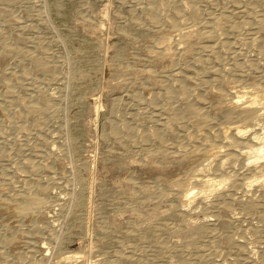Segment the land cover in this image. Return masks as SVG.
I'll return each instance as SVG.
<instances>
[{"label": "rangeland", "instance_id": "1", "mask_svg": "<svg viewBox=\"0 0 264 264\" xmlns=\"http://www.w3.org/2000/svg\"><path fill=\"white\" fill-rule=\"evenodd\" d=\"M49 1L0 0V57L4 59L0 62V91L5 90L4 84L15 91V99L0 104V210L12 213L11 223L0 226V264H34L39 252L45 258L41 264H124L121 253L133 254L127 264H227L239 258L234 244L219 247L207 233L215 205L230 203V197L242 188L238 184L246 181L234 176L239 160L226 164L220 177L226 182L219 186L221 196L215 192L203 205L184 204L188 211L184 220L179 216L180 194L152 191L139 199L133 184L121 193L119 186H107L102 179L84 175L100 160L108 159L113 169L121 162L153 161L161 150L155 135L159 129L167 130L163 139L171 156L201 144L195 146L190 132L195 131L206 146L208 136L219 125H231L230 120L225 123L217 117L200 118L189 105L190 112H181L183 104L174 107L176 103L162 97L190 104L192 97L212 96L219 87L235 89L239 84H251L256 78L254 67L263 59L257 50L259 43L264 50V27L256 18L264 14V0H237L255 12L229 17L217 14L226 0H196L192 4L186 0H52L54 8ZM178 12L189 26L179 72L171 76L170 67L165 66L146 77L150 70L136 67V59L146 54L157 37L182 25L171 22ZM8 18L13 22L8 23ZM152 18L158 28L152 26ZM209 29L217 41H231V45L216 48L205 34ZM96 41L100 50H89ZM40 62L47 71H39ZM90 68L93 83L88 88L83 78ZM31 72L37 74L36 83L19 78ZM184 76L193 80L186 92L178 88ZM103 80L110 86L104 87ZM33 89L46 99L38 111H28L30 119L23 122L18 111L26 112L22 105L31 103L29 90ZM85 97L95 103L84 101ZM215 101L206 104L212 112L224 99L219 104ZM155 108L165 113L160 123L153 117ZM181 121H188L189 127L182 128ZM258 131L264 140V121L259 122ZM181 132L192 141L187 137L184 144ZM71 135L77 136L75 140ZM48 156L63 162L62 173L50 174ZM257 180H264V175L253 181ZM254 188L232 208L228 225L214 232L231 242L243 240L250 250L249 263L264 264V186ZM80 194L85 196L82 203ZM7 200H12L8 207L4 206ZM144 201L155 204L157 214L144 225H130L129 220L141 219L137 206ZM115 215L122 221L119 227L109 224ZM36 218L38 224L31 228L30 219ZM187 222L197 226L191 227L195 231L192 240L170 233L171 227ZM130 229L136 238H124ZM91 234L97 238L94 247L89 246ZM167 239L182 243V247L159 251L157 244ZM63 253L75 258L57 263Z\"/></svg>", "mask_w": 264, "mask_h": 264}, {"label": "bare ground", "instance_id": "2", "mask_svg": "<svg viewBox=\"0 0 264 264\" xmlns=\"http://www.w3.org/2000/svg\"><path fill=\"white\" fill-rule=\"evenodd\" d=\"M186 1L192 4L196 0H186ZM202 1H206V0H202ZM49 2L50 5L54 8L55 3H53L52 0H50ZM219 8H218L219 13L217 12V14L226 15L227 17H229L233 13L253 14L255 12L253 8L244 7L237 0H226V2L223 5L221 3V7ZM1 13L2 10L0 9V14ZM256 20L260 22L264 27V14H262L261 16L258 15ZM11 21L13 22L12 18H8L7 22L11 23ZM171 22L182 23V25H180L179 28H176L171 33L157 37V42L153 44L150 48H148L146 54L136 59L137 62V64L135 65L136 67L143 68L144 70H150V72H147L148 75L146 77L151 76V73L153 74L157 73L160 69H162L165 66L170 67L169 72H171L170 74L171 76L179 72L178 65L184 60L186 54L185 52L186 47L183 46V44L185 43V40L189 36L188 35L189 26L187 25V23H185L184 15L181 12H178L174 16H172ZM157 23H158L157 20L152 18V26L158 28ZM205 34L208 38L214 41L216 48L220 47L221 45H226L228 47L231 45V41L230 44H228L227 40L217 41L216 36L213 33V30L211 29L207 30ZM14 39L17 41H22V39L19 37H15ZM88 49L100 50V43L98 42L95 43V46L91 44L90 46H88ZM228 50L231 51L230 49ZM216 51L219 53L220 50L219 51L216 50ZM257 53L261 55L263 54V59L261 64H258L254 67L256 78L251 84H244V83L239 84L235 89L219 87L218 91L213 93L212 96L204 94L200 97H192L189 100L190 104L184 103L183 99H181L182 101H180V103H177L176 99L172 96L164 95V97H162L166 101H170L172 104L176 103L174 107L178 106L179 104L181 105L183 104L184 106L182 107V109L180 107L181 112H186L188 110L186 108V105H189V107L193 109L195 114L199 115V117L200 116L202 117L209 116V118L217 117L216 118L217 120L220 119L225 123L230 120L231 125H227V124L224 125L223 122H222L223 124L222 126L217 125L218 127L214 130V133L211 136H208L210 137V139L209 138L208 140L206 139L209 144L204 146L203 145L204 143L202 144V142L199 141L200 138L197 137L195 131H192L190 132V135L191 133H193L192 138L194 143H196L195 146L197 144L200 143L201 144L199 146L197 145L198 146L197 148L191 150V148L187 146L188 144L187 143L186 147H189L190 150H185L183 148L182 150H179V152L169 156L168 152L170 146L168 145V143L165 144L163 139L164 135L167 134V130L159 129L158 132L155 133V135L160 140L161 150L157 153V157L153 161L144 159V160H137L136 162H131L130 164L121 162L115 169H113L108 159L100 160V161H96L94 167L92 166L91 170L86 172V174L84 175V177L86 178H93L95 180L102 179L104 180L107 186L109 185L119 186L121 193L125 192L127 185L133 184L134 191L136 192V195L139 196V199L146 198L147 195H149L152 191L180 194L182 195L183 199L181 200V203L178 205V209L180 212L179 216H181L180 217L181 220H184L188 216V211L184 209L183 206L184 204L187 203L190 205L195 204L197 206L203 205V202L207 201L205 199L208 196L212 195V193L215 194V192L218 193L217 194L218 197L221 196V190L219 189L220 188L219 186L226 182L223 181L220 177L223 176L224 174L225 166L226 164L232 162L233 160H239L240 166L237 167V169L234 171V176H241V178H243L246 181H243L238 184L239 187L242 188L239 189L240 190L239 192L235 193L236 194L235 196L230 197L229 199L230 203L215 205L214 211L211 215L212 217L209 219L207 224L209 227L207 233L208 234L210 233L215 237L214 244H218L219 247L220 246L225 247L226 245H230L232 243L235 245V250H234L235 257L238 254L241 255L239 258L231 259L227 261L226 262L227 264H250L248 259L250 250L246 248V246L243 244V240L240 239L238 241L231 242V240L229 238H226L225 236H218V234H216L214 230L222 229L228 225L230 219L232 218V212H231L232 208L234 206L241 204L243 197L245 195L250 196L252 193L250 194L248 193L252 192L253 189H255L254 187L264 186V180H259V181L257 180V182L253 181L255 179L263 177L264 175V140L258 131L259 122L264 121V93H262L264 92V50L260 43L258 46ZM3 60H4L3 57H0V62H3ZM46 68L47 66L44 63L40 62L39 71H47ZM131 68H129L128 70H130ZM8 75L15 76L14 74H8ZM35 75H37L35 74V72H31V74H27V75L22 74V76H20L19 78L20 79L22 78L24 80L31 79V81L36 83ZM92 76H93V72L92 69L90 68L89 72H87V75L84 76L83 78L87 83L88 88L92 86L93 83ZM102 82L104 84V87H109L111 84L108 83V80H103ZM180 83L181 84L178 86L179 90L186 92L187 91L186 86L187 85L192 86L193 80H191L187 76H184L182 77V81H180ZM4 85H5V90H3L2 88V91H0V104L3 103L7 98H9L10 101L15 99L13 98L15 96V91L11 87L7 86V84ZM248 86H253L252 87L253 90L247 89ZM111 90L112 88L110 89V91ZM29 91H31L30 93L31 103L22 105V108H25L26 112L21 113L20 111H18V118L20 120H23V122H26L28 119H30V115L28 114V111L29 113L38 111V109L41 107L40 105H42L40 104V102L44 103L46 99V97L41 93L40 90L33 89ZM189 96H193V95L190 94ZM28 98L29 97H27V99ZM222 99H224L223 105L218 106L216 108V111L214 109L212 112L211 111L212 109L211 110L208 109L209 106L206 105L208 104V102L210 103L211 100H216L215 102L219 104ZM83 100L87 101L88 103H93V104L95 103L94 102L95 100L91 98L88 99L87 97H85L83 98ZM153 100H155V98H153ZM74 101L75 99L73 100V103ZM162 115H165L163 110L157 108L153 117L158 123H160L164 117ZM175 118L182 119L181 116H175ZM209 118L207 117V119ZM197 120H199V118ZM214 120L212 121V123L214 122ZM11 121L15 122V120H11ZM185 121H181L182 128L183 127L185 128L188 125L187 124L188 121L187 122ZM199 121H203V120L200 119ZM237 121L238 122L242 121L243 123L241 125L234 124ZM212 123L210 122V124ZM31 125L33 128L34 124ZM29 127L30 126L28 125V128ZM212 127H210V129ZM124 128L123 130L126 129ZM187 128L186 131H188L189 133L190 129L188 130ZM182 132H184L183 129ZM114 134H117V130H115ZM75 137L77 136L71 135V138L73 140H75ZM180 137L181 140H185L183 141L185 144L188 136H185V133L184 134L182 133ZM145 138L146 135L142 137V142H145ZM189 141L191 142L192 140L190 139ZM48 157L50 158V161L48 160L49 159ZM48 157H47L48 158L47 161H49L48 163L50 164L49 165L50 174L52 176H55L62 173V169L64 168L63 162L58 158H54L51 156ZM212 165L213 168L211 169ZM192 171L194 172L191 173ZM217 196L211 198H217ZM78 197L81 203L85 199V196L83 194H80ZM11 203L12 200H7L4 206L8 207ZM155 206H156L155 204L148 205L146 204L145 201L144 204L141 203L138 204L137 210L140 213L141 219L134 218L132 220H129L130 225L135 223L137 227L140 224L144 225L148 223L150 218L157 214ZM72 216L75 215L73 214ZM11 221H12V213L10 211L0 210V226H6L10 224ZM121 222L122 221L120 217L116 215L109 219V224L115 227H119ZM29 224L31 228L36 227V224H38L37 218L34 219V221L33 219H30ZM193 226L197 227L194 224L187 222L180 227H171L170 233L176 234L180 239L192 240L195 234V231H193L191 228ZM172 234L169 235L172 236ZM93 238H94L93 234H91L89 239L90 247H94V245L97 242V238L96 239ZM124 238H136V234L132 233L130 229L129 231L127 230L126 233H124ZM179 238H177L176 240H178ZM172 239L175 240V238ZM172 239L160 241V244H157L158 250L164 252H170V250L172 249H174L175 251L176 249L182 247L181 246L182 243L180 244L181 242L180 239H179L180 242L178 241L174 242L172 241ZM184 241L185 240H183L182 242ZM8 251L10 250L7 249V252ZM127 254L125 255V253L124 254L121 253L119 255L121 263L127 264L132 260L133 254L132 255H127ZM74 258L75 257L73 254L63 253L60 256H58L57 263H66ZM44 259L45 258L43 254L39 252V257L34 258L33 263L41 264V262H45Z\"/></svg>", "mask_w": 264, "mask_h": 264}]
</instances>
